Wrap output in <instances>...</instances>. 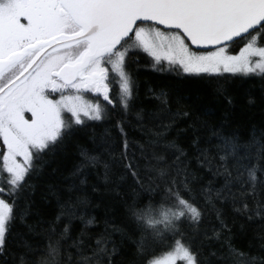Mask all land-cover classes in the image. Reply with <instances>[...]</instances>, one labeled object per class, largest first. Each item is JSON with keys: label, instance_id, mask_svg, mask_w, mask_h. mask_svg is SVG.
<instances>
[{"label": "trees", "instance_id": "1", "mask_svg": "<svg viewBox=\"0 0 264 264\" xmlns=\"http://www.w3.org/2000/svg\"><path fill=\"white\" fill-rule=\"evenodd\" d=\"M139 26L179 31L149 21ZM248 38L218 46L237 53ZM185 42L196 50L214 48ZM258 45H264V36ZM103 66L112 103L91 92L104 118L73 125L33 161L34 170L16 193L9 196L0 184L2 198L13 204L0 264H149L177 239L199 264H264V75L188 74L132 49L124 70L133 96L125 109L120 77ZM70 118L63 114L65 121ZM225 138L250 147L230 155ZM253 166L254 185L246 171ZM169 189L198 208L201 217L198 223L182 219L158 237L137 214L158 218L162 208L176 210Z\"/></svg>", "mask_w": 264, "mask_h": 264}, {"label": "snow or ice", "instance_id": "2", "mask_svg": "<svg viewBox=\"0 0 264 264\" xmlns=\"http://www.w3.org/2000/svg\"><path fill=\"white\" fill-rule=\"evenodd\" d=\"M22 17L26 23H21ZM137 21H155L182 30L184 35L178 31L164 37L154 29L152 35L161 38L156 45L147 38L144 28L136 27ZM242 36L250 38L238 55H226L225 44L197 56L185 44L188 39L194 45H221ZM262 36L264 0H0V139L6 146L0 153V184L7 186L9 196L19 191L26 175L34 170L33 161L61 142L73 125L85 123L81 113L91 120L104 118L99 103L82 104L79 95L94 91L112 103L107 95L108 68L104 64L119 75L121 103L127 109L133 83L124 63L132 49L147 52L155 64L166 60L171 68L188 74L218 73L222 66L233 74L264 75V46H258ZM158 47L167 51L158 54ZM49 48L52 51L42 57ZM253 56L259 57L254 63L250 61ZM65 90L75 94L65 95ZM50 93H60V98L50 99ZM25 112H30L32 119H26ZM62 112L71 114L69 121L62 118ZM224 143L233 156L239 148L250 147L228 138ZM260 151H264V145H260ZM17 157H23V163ZM89 159L95 162L94 157ZM128 167L131 169L130 164ZM246 171L254 185L257 168ZM168 191L175 197L176 210L162 208L158 218L137 214V219L158 237L175 230L182 219L198 223L201 217L200 210L179 192ZM3 194L5 187H0V253L13 219V204L3 199ZM51 254L54 256L56 249L52 248ZM176 260L199 264L196 254L179 239L170 251L149 264H175Z\"/></svg>", "mask_w": 264, "mask_h": 264}, {"label": "rangeland", "instance_id": "3", "mask_svg": "<svg viewBox=\"0 0 264 264\" xmlns=\"http://www.w3.org/2000/svg\"><path fill=\"white\" fill-rule=\"evenodd\" d=\"M21 23H26V19L25 18H21ZM139 27H142V28H144L145 29V33L147 34V38L153 43V44H156V45H159L160 44V42H161V38H159V37H154L153 35H152V32H153V30L154 29H159V28H157V27H154V26H139ZM160 30V32L164 35V37H168L169 36V34H172V33H175V32H173V31H171V32H165V31H162L161 29H159ZM166 43H167V40H165L164 41V44L166 45ZM185 44L186 45H188L186 42H185ZM245 46V44L241 47V48H243ZM258 46H264V45H258ZM219 47H222V46H217V47H214V48H212V49H210V50H196V49H192V48H190L189 46H188V49H189V52L190 53H194V54H196L197 56H204V55H207L208 53H210V52H213V51H216ZM241 48H240V50H241ZM240 50L237 52V53H228L227 51H226V55H238L239 53H240ZM157 51H158V54H161V55H163L166 51H167V49H166V47H158L157 48ZM257 59H259V57H255V56H253V57H250V61L251 62H255ZM164 62H166V63H168L166 60H163ZM105 65H107V64H105ZM220 70H223V67L221 66V68H220ZM119 76V75H118ZM64 94L65 95H74L75 93L74 92H72V91H69V90H65V92H64ZM79 95H81L82 96V100L80 101V103H82V104H85V105H87V104H97L98 103V99H96L95 97H94V94L91 92V91H84V92H81V93H79ZM49 98L50 99H53V100H57V99H59L60 98V93H50L49 94ZM64 113H67V112H62V118H63V114ZM70 116H71V114L70 113H68ZM24 116H25V118L26 119H32V115H31V113L30 112H25L24 113ZM81 119H87V117H85L84 115H83V113H81ZM1 141L3 142V140L1 139ZM4 144V143H3ZM4 151H6V146L4 145ZM17 161L18 162H20V163H23V157H17ZM162 256H164V255H161V256H158V257H162ZM158 257H156V258H158ZM155 259V258H154ZM153 260V259H152ZM151 260V261H152ZM184 264H186V262L184 261Z\"/></svg>", "mask_w": 264, "mask_h": 264}, {"label": "water", "instance_id": "4", "mask_svg": "<svg viewBox=\"0 0 264 264\" xmlns=\"http://www.w3.org/2000/svg\"><path fill=\"white\" fill-rule=\"evenodd\" d=\"M138 22H140V21H137V23H138ZM149 22L156 23L157 25H159V26H161V27H163V28L175 29V28H170V27H168L167 25H161V24H159L158 22H155V21H149ZM137 23H136V24H137ZM177 30H178V29H177ZM179 31L182 33V35H184L183 32H182V30H179ZM186 40H187V42L189 43V45H190L191 47H193V48H197V49H205V48H211V47L218 46V45H212V44H195V45H194V44H192V43L190 42V40H188V39H186ZM223 43H226V42H223ZM223 43H222V44H223ZM51 51H52V50L49 48V49L46 50V52L42 53L41 56L43 57V56H45L47 53H49V52H51ZM33 67H35V65H34ZM29 72H31V69H29ZM24 75L27 76V75H28V72H25ZM20 79L23 80L24 77L22 76Z\"/></svg>", "mask_w": 264, "mask_h": 264}]
</instances>
